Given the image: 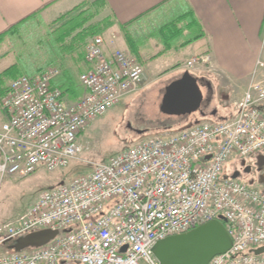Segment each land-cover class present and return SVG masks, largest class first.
<instances>
[{"label": "built area", "instance_id": "2783aa9c", "mask_svg": "<svg viewBox=\"0 0 264 264\" xmlns=\"http://www.w3.org/2000/svg\"><path fill=\"white\" fill-rule=\"evenodd\" d=\"M106 48L102 35L87 43L88 69L79 76L84 94L75 102L51 87L56 68L10 81L0 99V187L10 176L67 167L85 148L86 128L137 91L143 65ZM183 67L213 71L207 53ZM255 69L259 78L225 118L141 139L0 220V264H159L152 251L158 240L213 219L223 222L231 246L208 264H264V253L252 252L264 247V191L222 176L233 158L264 152V55ZM43 230L56 234L43 245L14 249L18 239Z\"/></svg>", "mask_w": 264, "mask_h": 264}, {"label": "crops", "instance_id": "0c3cea01", "mask_svg": "<svg viewBox=\"0 0 264 264\" xmlns=\"http://www.w3.org/2000/svg\"><path fill=\"white\" fill-rule=\"evenodd\" d=\"M92 4H101L107 10L104 22L110 23L104 31L111 30L115 36L105 37L107 52L119 48L146 70L150 67L153 71L173 72L168 84L183 74L179 69L185 72L183 63L187 59L209 54L213 71L198 73L210 76L201 78L208 90V102L213 88L225 85L230 99L232 93L236 95L231 100L236 103L254 76L259 78L254 72L257 58L264 55V0H0V99L10 81L21 75L18 59L8 46L20 28L42 18L61 22L68 18V12ZM168 23H174V28L161 34ZM66 26L60 23V52L54 51L44 69L58 70L51 87L59 89L66 102L72 103L84 94L79 76L88 64L84 59V37L67 38ZM232 112L233 108L220 119ZM3 120L0 108V122Z\"/></svg>", "mask_w": 264, "mask_h": 264}, {"label": "rangeland", "instance_id": "374dc122", "mask_svg": "<svg viewBox=\"0 0 264 264\" xmlns=\"http://www.w3.org/2000/svg\"><path fill=\"white\" fill-rule=\"evenodd\" d=\"M97 5V7L87 5L80 8L81 11H85L82 13L87 18L86 21L70 31L69 36L65 35L68 36L67 38L82 35L85 40L83 51L94 36L108 37L113 34L111 30L104 31L107 10L101 4ZM76 12L78 10L68 14V17L76 18ZM65 16L62 17L66 18ZM172 17L176 18L175 15ZM65 20L61 19V22H58L43 18L36 19L20 28L19 35L13 37L8 46H10L12 55L18 59V72L21 75H34L42 72L54 51L60 52L58 37L62 31L59 30V26L60 23L64 24ZM180 58L183 57H178L179 60ZM179 71L183 73L182 70L179 69ZM172 73L167 72L166 69H154L153 71L150 67L146 70L145 67L143 80L137 91L123 97L80 135V141L85 148L79 157L71 161L67 167L53 172L38 170L25 177L5 178L0 187V220L11 219L23 212L42 190L51 189L58 181H67L76 175L90 171L94 163L106 162L110 157L141 139L166 130L177 131L204 120H220L233 108L234 103L232 104L231 100L236 95L232 93L230 99L227 87L224 88L225 85L213 88L214 93L209 102L207 100L208 90L201 85L204 101L198 111L185 116L163 114L160 112L159 105ZM195 74L200 79L204 77L198 73ZM208 76L204 78L209 79L210 76ZM200 110L203 111V115L200 114ZM248 165L252 169L246 171ZM259 168L261 169H258L255 159L233 158L225 165L222 176L232 179V174L239 171L240 174L235 178L236 180L256 186L261 190L262 187L257 184V180L264 166Z\"/></svg>", "mask_w": 264, "mask_h": 264}, {"label": "water", "instance_id": "95a60500", "mask_svg": "<svg viewBox=\"0 0 264 264\" xmlns=\"http://www.w3.org/2000/svg\"><path fill=\"white\" fill-rule=\"evenodd\" d=\"M200 82L202 83V79L188 71L183 72L164 88L159 105L160 112L170 116H185L198 111L204 101ZM200 114L203 115V111L200 110ZM263 165L264 155H259L257 166ZM238 176V172L232 174V178ZM258 183L264 186V177ZM55 234V231L49 230L35 232L18 239L13 247L16 250L37 247L48 242ZM230 246L231 237L224 224L219 219H213L189 231L158 240L152 251L159 264H208L213 256L224 253ZM252 251L261 254L264 253V247Z\"/></svg>", "mask_w": 264, "mask_h": 264}, {"label": "trees", "instance_id": "16d2710c", "mask_svg": "<svg viewBox=\"0 0 264 264\" xmlns=\"http://www.w3.org/2000/svg\"><path fill=\"white\" fill-rule=\"evenodd\" d=\"M92 5H94L93 7H97V5H95V4H92ZM92 5H91V7H92ZM83 11L84 10L81 11L80 9H78V12H76V16H77L76 18H73V17L66 18L65 23H66L67 27L65 28V30H66L65 34H69V32L72 31L75 27L81 25V22H85L86 21L87 18H85L84 13H82ZM72 12H75V10L74 11H70L67 14H70ZM109 23L110 22L106 23L105 27H107V25H109ZM174 25H175L174 23L166 24L165 27L161 30L160 33L163 34V33L170 32L171 29L174 28ZM198 36H201V35H198ZM187 42L189 43L190 41H187ZM184 44H186V43H184Z\"/></svg>", "mask_w": 264, "mask_h": 264}, {"label": "flooded vegetation", "instance_id": "af4514ba", "mask_svg": "<svg viewBox=\"0 0 264 264\" xmlns=\"http://www.w3.org/2000/svg\"><path fill=\"white\" fill-rule=\"evenodd\" d=\"M202 85H203V83H202ZM255 161L257 162L256 159H255ZM242 163L244 164V161H242ZM248 166H249V167H246V169H245L246 171H249V170L252 169V167H251L250 165H248ZM258 169H261V168L258 167ZM238 173H239V171H238ZM239 174H240V173H239ZM258 179H260V180L263 179L262 174H261V171H260V173H259Z\"/></svg>", "mask_w": 264, "mask_h": 264}]
</instances>
